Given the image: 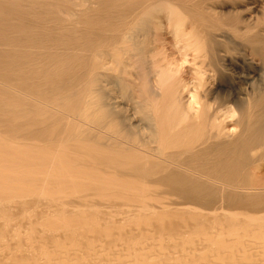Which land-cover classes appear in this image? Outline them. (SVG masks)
<instances>
[{"label": "bare ground", "instance_id": "bare-ground-1", "mask_svg": "<svg viewBox=\"0 0 264 264\" xmlns=\"http://www.w3.org/2000/svg\"><path fill=\"white\" fill-rule=\"evenodd\" d=\"M263 171L264 0H0V264H264Z\"/></svg>", "mask_w": 264, "mask_h": 264}, {"label": "rangeland", "instance_id": "rangeland-1", "mask_svg": "<svg viewBox=\"0 0 264 264\" xmlns=\"http://www.w3.org/2000/svg\"><path fill=\"white\" fill-rule=\"evenodd\" d=\"M258 174H260V173H257V175H256V177L258 176ZM260 176V179L262 180V181H258L259 180V177H258V182H263V179H264V171L259 175ZM257 179V178H256ZM44 206V207H43ZM43 206H41L42 208H44V209H46V208H48L49 209V207L51 206L49 203L48 204H45V205H43Z\"/></svg>", "mask_w": 264, "mask_h": 264}]
</instances>
